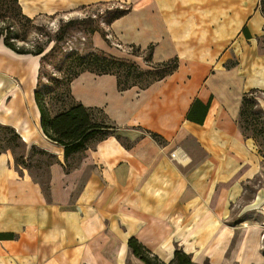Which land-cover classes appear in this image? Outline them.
Returning <instances> with one entry per match:
<instances>
[{"label": "crops", "instance_id": "0c3cea01", "mask_svg": "<svg viewBox=\"0 0 264 264\" xmlns=\"http://www.w3.org/2000/svg\"><path fill=\"white\" fill-rule=\"evenodd\" d=\"M111 3L130 8L106 29L118 49L98 33L93 48L176 69L122 92L112 75L73 79L72 103L101 113L114 132L68 172L63 147L41 129V56L0 39V128L57 159L45 189L0 150V264H144L131 238L163 264L176 251L193 264H264V157L238 125L244 93L264 92L259 1L19 0L28 18Z\"/></svg>", "mask_w": 264, "mask_h": 264}, {"label": "trees", "instance_id": "16d2710c", "mask_svg": "<svg viewBox=\"0 0 264 264\" xmlns=\"http://www.w3.org/2000/svg\"><path fill=\"white\" fill-rule=\"evenodd\" d=\"M259 1V10L264 16V0ZM130 8L125 7L124 9L117 10L116 14L112 16L109 24L116 19L121 18L129 12ZM112 14V12H110ZM0 21L4 23V26L0 27V39L3 40V43L8 48L12 49L18 54H32L40 57V70L37 81V88L35 92V99L41 114V129L43 134L53 143L58 146L63 147L64 156H66L69 151H76L83 149L84 142L97 134L102 132H108L106 135L114 132L113 127L105 126L99 123H96L92 120L90 112L92 110L84 108L82 105L74 104L70 106L69 109L60 113L54 117H50L45 107V102L42 97L40 89V81L42 77V64L47 61L49 58H55L56 54L60 52L59 45L65 42L66 36L71 30V27L75 24L80 26H85V29L92 36L94 33H98L97 21L91 17H87L80 22L69 20L68 22L61 25L54 34L55 43L52 45L48 51H44L43 46L36 42L31 45L29 49L17 48L12 43L9 42L10 39H19L22 40L25 38L27 33L26 29L20 31L17 27L19 24L21 28H24L33 22V19L25 16L20 8L19 0H0ZM101 38L107 43L105 39V34L101 33ZM135 49L139 51V49ZM151 59V48L147 50L145 61L149 62ZM176 69V63L174 61L167 62L164 64H159L152 66L148 71L139 69L137 65L129 60L120 59L113 57L103 51L91 50L85 55H80L72 53L67 56L66 64V75L62 79H56L54 81L56 84L67 83L68 90L70 95V83L79 76L81 73L89 72L97 76L101 75H112L116 77L117 88L119 92L125 91L132 87H137L139 89H145L150 86L152 83L159 81L169 75ZM133 77V82L131 78ZM145 79V80H144ZM140 80L145 81V85L138 86L137 82ZM137 81V82H136ZM264 93V92H262ZM257 91H250L244 93L241 101V106L238 115V125L243 136L254 138V135L262 134L264 132V125L261 127L258 125L257 120L255 119L254 111L260 112L264 115L263 110L258 105V97L256 94ZM71 98V95H70ZM256 108V109H254ZM244 119L245 127L240 124ZM246 130L252 132V136H248L245 132ZM0 131H3L7 134H11L10 139L16 140L20 143L21 147L25 150L24 144L21 142L20 138L14 133L13 130L7 128H0ZM105 135V136H106ZM152 138L160 144L161 140L158 136L153 135ZM36 148L33 147L32 150ZM11 150V149H9ZM12 151V150H11ZM13 152V151H12ZM46 157L54 156L42 152ZM14 155V153H13ZM264 157V155H263ZM14 155V162L19 166L18 160ZM47 185L45 186L46 189ZM128 248L131 254L139 259L144 264H163L157 257L153 256L145 247H143L135 239L131 238L128 240ZM169 264H193L186 254L181 251H176L174 253L173 260Z\"/></svg>", "mask_w": 264, "mask_h": 264}, {"label": "rangeland", "instance_id": "374dc122", "mask_svg": "<svg viewBox=\"0 0 264 264\" xmlns=\"http://www.w3.org/2000/svg\"><path fill=\"white\" fill-rule=\"evenodd\" d=\"M126 6L118 5V4H99L92 5L88 7H83L77 9L75 11H71L68 13H62L55 16H40L33 19V22L29 25H24L26 27L21 28L18 24L17 27L20 31H24L26 29L27 33L25 38L22 40L19 39H10L9 42L12 43L17 48H25L29 49L31 45L39 42L43 46L44 51H48V49L54 45V34L58 30V28L69 20H73L76 22H80L81 20L91 17L92 19L97 21L98 25V34L101 37V33L105 34V39H107V44L109 48L118 49L112 44L110 35L107 34V26L113 15H115L117 10L124 9ZM112 12V14H110ZM1 20V19H0ZM4 26V23L0 21V27ZM95 34V33H94ZM93 34V35H94ZM92 36L89 35L85 26H80L75 24L71 27L70 32L66 36L65 42L60 44V52L56 54L55 58H49L47 61L42 64V77L40 81V89L42 93L43 100L45 102V107L47 109L50 117H54L60 113H63L72 105V101L69 95L68 84L63 82L56 84L54 81L56 79H62L65 77L66 72V64H67V56L76 53L80 55H85L89 53L91 50L100 51L93 48L92 45ZM131 55L139 56L140 51H136L135 49H127ZM106 53V52H105ZM146 53H143V57H146ZM109 54V53H107ZM111 55V54H109ZM113 56V55H112ZM116 57V56H113ZM118 58V57H116ZM123 59V58H120ZM128 60V59H125ZM131 61V60H129ZM133 62V61H131ZM135 63V62H133ZM136 64V63H135ZM137 65V64H136ZM144 71H148L147 69L140 68ZM131 82H133V77L131 78ZM145 80V79H144ZM140 80L136 81L138 86L145 85V81ZM258 99L263 96V94H256ZM259 105V104H258ZM256 109V108H254ZM255 119L257 120L258 125H264V115L260 112H255ZM90 116L92 120L96 123H103V116L101 113L96 111H91ZM243 127H245L244 119L240 122ZM108 132H102L101 134H97L91 138H88L84 144L83 149L76 151H69V153L64 156L63 160V170L68 172L69 170L78 166L81 162L84 152L91 149L92 145L100 138L104 137ZM248 136H252V132L246 130L245 132ZM12 135L7 134L3 131H0V150L11 149L16 158L18 160L19 166L15 164L17 168H21L28 172L35 180L41 183L43 187L48 184L49 180V167L52 162H55L57 159L54 157H46L43 155L42 150L36 148L32 149H23L20 143L16 140L10 139ZM256 139L255 143L259 152L264 155V132L262 134L254 135Z\"/></svg>", "mask_w": 264, "mask_h": 264}]
</instances>
